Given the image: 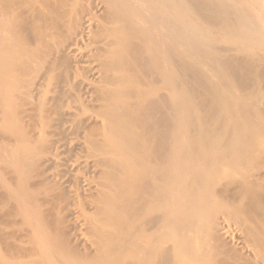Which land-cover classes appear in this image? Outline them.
<instances>
[{
	"label": "bare ground",
	"instance_id": "bare-ground-1",
	"mask_svg": "<svg viewBox=\"0 0 264 264\" xmlns=\"http://www.w3.org/2000/svg\"><path fill=\"white\" fill-rule=\"evenodd\" d=\"M99 6L102 22L88 24L104 71V121L88 135L103 178L90 203L91 252L72 246L59 222L57 235L40 231L50 222L52 189L38 169L50 160L48 134L2 129L22 143L0 148V183L7 169L21 173L6 191H23L19 210L34 206L23 223L40 221L29 235L36 264H264V0H0V78L10 87L1 110L27 95L46 57L62 55L69 24L94 22Z\"/></svg>",
	"mask_w": 264,
	"mask_h": 264
},
{
	"label": "rangeland",
	"instance_id": "rangeland-1",
	"mask_svg": "<svg viewBox=\"0 0 264 264\" xmlns=\"http://www.w3.org/2000/svg\"><path fill=\"white\" fill-rule=\"evenodd\" d=\"M97 9L93 11V19L96 20L89 23L91 20V18H89V21H86L87 25H95V28L92 27V30H96V27H98L96 25H100L99 22H102L101 17L103 16V10L101 7ZM31 18L32 17H30L31 22L36 20ZM31 24L37 27L41 25L39 22L36 25L35 23ZM82 24V26L80 24H77V26L75 23L69 24L68 32H66L65 36V44L63 43V45H65L63 50H66L64 53H62L63 50H61V53L60 50L58 52L62 55L55 53L51 55V58L46 57L48 60L46 58L45 60L43 59L44 61H41L43 63L42 66H37V68L41 67L40 69L38 68L41 72L37 70L36 74L34 73L35 75L32 74L34 76L33 80L31 78L33 82H29L28 80V87H30V89L33 88V90L29 89V91L32 92L29 94L31 96L29 97L28 93L30 92L26 88L28 97H26L27 95L24 97L26 91L22 94L15 93L16 95L13 97L11 107L6 110L0 109V148H4V146H8V149L12 148L11 150H17L19 149L18 147L21 148V141H15L12 137L13 140L11 138V133L13 135L16 133L20 137H27L29 135L39 137L43 132L44 135L45 133L48 134V140L52 142L49 141L51 150L49 155H46L49 158L45 157L44 160H50L45 161V164H39V166H42L40 168L38 167V169H42V171L45 170V178L43 175L42 177L45 180L48 179V181L45 182H47L46 184H48L49 189H52L49 193L48 203H43L39 200L40 203H43V211L50 222L43 225L40 223L44 227H42L40 231L43 234L49 232L54 233L55 231V235H57L59 230L58 228L56 229L58 226H56L54 222H59L60 231L65 233L66 237L72 242V246H75V248L78 247L77 250H82V252L85 250V252H91L93 249L89 240L92 237L90 223L92 224L91 219L94 215V207L90 203L93 195L97 194V190L100 188L103 178L100 174L101 170L96 164L97 157L89 148L88 135L97 130L104 121L100 114L103 101L97 93V90H99L102 84L101 74L104 73V71L101 69V65L96 59V47L99 46L94 44L93 40H91L92 38L90 39V36L92 37L90 34L92 31L90 29L91 27L89 25L88 27L84 23ZM83 26H87L86 29ZM87 28H89V33L84 31V29L87 30ZM80 30H82L81 33H86L83 37L81 33L79 34ZM78 34L79 37H81L80 39H78ZM223 44L224 43H222V47ZM227 45L225 44L224 48ZM31 46H33L32 49L37 47L34 46L32 42ZM226 48L228 49V46ZM4 51L5 50H2L1 52ZM6 54L8 55L7 52ZM55 55L56 60L55 57H53ZM57 55L61 58L60 60L57 59ZM8 56L9 58L12 57L11 55ZM8 56L4 57L8 60ZM62 57L66 58V64L63 65L61 63V67L56 66L58 63L60 64ZM15 58H17V56ZM20 58L21 56L19 59ZM57 60L59 62L53 66L51 63L57 62ZM16 61L20 63L18 58ZM64 61L62 62L64 63ZM51 67L54 69L58 67L59 69L56 68L57 70H54V72L50 71L49 68ZM47 69H49L50 73L47 72ZM63 72L69 74L67 75L68 78L64 81L62 80L63 76H60ZM65 76L64 74V77ZM30 77L28 79H30ZM31 84L33 87L30 86ZM19 86L21 87V85ZM18 87L17 89L20 90L21 88ZM9 89L10 87L5 83V78H0V96H2L1 92L5 94L10 91ZM3 127H11L10 129H12L11 131L14 133H4L2 131ZM7 134L11 136L9 135V137ZM4 135L7 137L5 138ZM42 136H40V138ZM30 137L37 140L36 137ZM35 142L36 141H34L33 144L34 147H38L39 144H36L38 141ZM17 154L15 153V157H13L15 163L25 159L28 161V157H23L24 154ZM6 167V163L0 159V170H4ZM34 169L36 170L37 167H34ZM17 170L16 172L13 171L17 173V178L15 179L21 183L22 180L20 178L18 179L20 176H18V174L21 173ZM4 172H6V169ZM13 172L7 169L8 174L4 173L5 175H3L5 177H3V181L5 180V182H3L4 184L0 183V257H2V260L0 259V264L8 262H11L10 264H36V261L38 262L42 260V258H40L39 254L38 256L36 252L32 251V246L34 245H32L33 243L31 244L32 241L29 237L32 236L29 235L34 233L32 231H34V228L40 221L23 223L24 216L26 214L34 215L35 210L33 208L34 206H26L25 209L21 210L18 209V202L27 201L23 191L20 190L15 195H10V193L8 194V190L6 191L10 185L14 184L13 182H17L14 180L15 175ZM42 177L39 178L42 179ZM39 178H35L34 180L37 179V181H40ZM41 199L43 200L42 197ZM15 203H17L16 207L14 206L16 205ZM221 222L226 228L228 227L230 229H234L236 225V220L228 216H222ZM231 235L234 236L233 233H231ZM232 236L229 238L231 243L237 241V239ZM17 246L25 247V249L27 248L29 250L32 249L31 251L36 253L37 256L27 249V252L22 251L21 253L19 252L21 249L15 250ZM55 258L56 257H52V259L44 262V264H57Z\"/></svg>",
	"mask_w": 264,
	"mask_h": 264
}]
</instances>
